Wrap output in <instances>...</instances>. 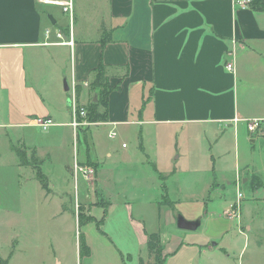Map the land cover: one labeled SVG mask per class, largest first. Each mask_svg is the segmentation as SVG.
<instances>
[{
    "label": "crops",
    "instance_id": "crops-1",
    "mask_svg": "<svg viewBox=\"0 0 264 264\" xmlns=\"http://www.w3.org/2000/svg\"><path fill=\"white\" fill-rule=\"evenodd\" d=\"M58 2H70V11H63ZM45 30H49V44H44ZM56 32L63 39L57 38ZM61 40H71V44ZM254 58L264 67V11L242 7L237 0H0V92L4 100L58 101L57 110H44L42 116L22 110V119L48 118L51 127L54 115H63L66 119L61 123L70 127L74 137L78 131L70 124L73 99L81 107L97 101V94L89 87L91 71L105 64L109 84L119 86L108 93L106 121L97 123L112 128L139 126L146 155L137 161L142 168H152L151 177L158 187V198L153 202L159 203L163 197L169 202L156 205L153 230L133 221L142 248L136 256L143 260L147 258V234L153 231L160 235L163 264H192L207 248L225 242L231 221L224 211L236 198V193L229 197V188H234L239 178L242 183L251 175L262 179L256 170L254 146L257 141L264 144V135L251 134L244 119L264 118V98L245 94L243 104L238 88L239 77L248 84ZM226 63L232 64L231 70ZM174 126L189 129L184 138L196 137L193 130L200 128V136L215 139L218 162L213 161L212 178L202 184L203 194L198 195L201 188L194 190L195 195L185 194L193 191H188L190 185L185 186V178L179 177L182 172L178 185L185 189L177 198H171L170 188L162 182L175 174L171 166L180 159L170 147H161L168 146V140L158 148V142L172 137L168 130ZM87 127L80 132H89ZM155 128L158 131H153ZM227 128L230 134L225 132ZM262 129L263 123L257 130ZM148 136L155 145L147 146ZM84 138L85 158L95 163L88 152L89 134ZM229 140L233 142L230 163ZM240 140L250 144L247 154L239 152ZM19 141L41 159L38 147L22 138ZM11 145L15 144L9 140V150L15 154ZM16 164L30 168L20 165L18 159ZM71 165L63 166L70 176ZM195 182L191 181L192 187ZM39 185L45 197L55 194L40 179ZM67 209L63 205L60 213ZM178 214L188 220L199 219V226L195 230L177 229ZM17 237L0 235V250L15 247ZM128 258L132 260V255ZM55 264L61 262L56 259Z\"/></svg>",
    "mask_w": 264,
    "mask_h": 264
},
{
    "label": "rangeland",
    "instance_id": "rangeland-1",
    "mask_svg": "<svg viewBox=\"0 0 264 264\" xmlns=\"http://www.w3.org/2000/svg\"><path fill=\"white\" fill-rule=\"evenodd\" d=\"M261 1L264 3V0ZM250 3L249 0L244 4L248 7ZM257 60H252L254 68L248 76V84L240 77L238 80L241 91L239 101L243 104L246 103L245 94L255 99L264 98V67L261 60ZM243 86L245 89H240ZM2 94L0 92V235L8 239H13L14 234L18 237L15 247L0 250V264H55L56 259L61 264H138L140 257L136 255L141 254L142 248L138 244L137 225L134 226L133 221L139 220L146 230H153L156 205L159 204L153 202L158 198V187L151 177L152 168H142L137 161L146 155L139 147V126L112 128L96 122L87 127L89 132L83 131L82 134L78 130L73 137L70 127L61 123L66 119L63 115H54L53 126L45 129L34 121L20 117L22 110L26 114L38 113V116H42L44 110H57L58 101H45L43 104L40 101L7 102ZM199 129L193 130L196 137L184 138L183 133L189 129L183 127L181 131L174 126L168 130L172 137L158 142L160 148L168 140L169 145L161 147L174 150V157L180 154V159L171 166L175 174L162 181L170 188L171 198L184 193L186 185H190L187 190L193 192L185 194H194V190L199 188L198 195L203 194L202 184L212 178L213 161L218 162L215 139L200 136ZM110 131L115 132L113 137L108 136ZM225 132L230 134V128ZM256 132L264 135V129ZM87 134L88 152L95 163L85 158L84 137ZM206 135H209L208 129ZM19 138L26 144L38 147L41 159L37 156L31 159L30 149L22 145V141L17 142ZM147 139L150 141L147 146L155 145L150 136ZM9 140L25 154L27 161L37 164L43 185L55 194L48 197L43 195L37 169L30 165V168L17 166L18 157L10 152ZM141 145L144 147L142 137ZM249 146L248 142L239 141L241 155L249 152ZM193 147L196 150L193 151ZM226 148L230 163L233 156L231 140ZM254 149L256 170L264 182L263 142L257 141ZM107 151L111 156L106 155ZM74 161L82 168L77 179L72 170L70 176L63 169L65 163L73 164ZM178 176L185 178L186 183L182 188L178 185ZM192 180L196 181L193 187ZM236 188L242 197L238 202L229 201L226 209L239 205V217L231 219L224 211L231 221L225 242L215 243L216 248H207L192 264H264V185L256 188L248 180L242 183L239 178L238 185L229 188V197L234 198ZM182 196L180 194V198ZM208 200L209 197L206 202ZM63 205L68 209L60 213ZM79 235L85 238L90 257L81 250ZM128 255H132V260ZM145 260H148V252Z\"/></svg>",
    "mask_w": 264,
    "mask_h": 264
},
{
    "label": "trees",
    "instance_id": "trees-1",
    "mask_svg": "<svg viewBox=\"0 0 264 264\" xmlns=\"http://www.w3.org/2000/svg\"><path fill=\"white\" fill-rule=\"evenodd\" d=\"M251 3L248 5L251 9L255 11H264V3L261 0H250ZM127 73V71H126ZM89 87L91 90L97 94V101H90L87 105H83L82 107L86 111L85 119L89 122H100L106 121L107 119V96L108 93L113 89H118L119 86H112L108 82V67L100 63L96 68L91 71V79L89 81ZM81 107V105H77ZM81 119V118H79ZM82 129L81 127L77 128V131ZM139 147L143 150L141 145V136L139 134ZM11 149L15 152L18 157L20 165H30L31 167L37 169V177L42 180V176L39 172V168L35 162H29L26 159V156L23 152H21L15 145H11ZM30 158H35V150H31ZM249 183L254 187H262L263 182L262 179L257 175H251ZM160 204H169L168 199L162 200L159 202ZM95 220V219H92ZM79 246L81 250H83L84 255H88L90 253L89 247L86 244L85 238L79 235ZM147 252H148V260H143L141 257L138 260V264H163L164 257L162 255V246L160 242V235L158 231H153L147 234V242H146ZM2 264H6L2 262Z\"/></svg>",
    "mask_w": 264,
    "mask_h": 264
},
{
    "label": "built area",
    "instance_id": "built-area-1",
    "mask_svg": "<svg viewBox=\"0 0 264 264\" xmlns=\"http://www.w3.org/2000/svg\"><path fill=\"white\" fill-rule=\"evenodd\" d=\"M249 0H237V3L242 6V7H246V5L244 3L248 2ZM57 4L61 5L63 7V11H70V2H58ZM45 41L44 44H49L50 42L48 41V37H49V30H45ZM56 36L57 38L63 39L62 35L60 32H56ZM60 43H64V44H71V40L68 41H64L61 40ZM226 68L231 70L232 69V64L231 63H226ZM78 104L75 102V100L73 99L72 101V121H71V126L73 128H85L87 126L90 125H94L96 124V122H89L85 119V115H86V111L83 107H79L77 108ZM81 118V119H79ZM244 121L246 122V127L247 130L251 133V132H256L257 129L260 128L261 124L264 121V118H251V119H244ZM34 123L36 125H38L39 127L42 128H47L49 125L52 124L51 119L48 118H42V117H37L34 119ZM115 135V133H110L109 136L113 137ZM124 145V144H123ZM82 172V168L79 165V163H77V161H74L73 165H72V173L73 176L75 177V179H77V175L78 172ZM238 185V181H236V186ZM239 190V189H238ZM236 188V198L234 202H238L241 197L242 194L239 192ZM225 213L227 215H229V217L231 219H235L239 217V205H236V207L234 206H230L228 209H226Z\"/></svg>",
    "mask_w": 264,
    "mask_h": 264
},
{
    "label": "water",
    "instance_id": "water-1",
    "mask_svg": "<svg viewBox=\"0 0 264 264\" xmlns=\"http://www.w3.org/2000/svg\"><path fill=\"white\" fill-rule=\"evenodd\" d=\"M49 18H50L51 22H54V20L51 17H49ZM67 88H68L67 84L64 80V89L67 90ZM94 100H95V98H94ZM68 103H70V101H68ZM175 224H176L177 229L195 230L199 226L200 220L199 219L188 220V219L184 218L183 215L178 214L176 216Z\"/></svg>",
    "mask_w": 264,
    "mask_h": 264
}]
</instances>
